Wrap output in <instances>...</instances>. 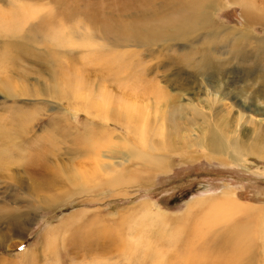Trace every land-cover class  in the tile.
I'll use <instances>...</instances> for the list:
<instances>
[{"label":"rangeland","instance_id":"374dc122","mask_svg":"<svg viewBox=\"0 0 264 264\" xmlns=\"http://www.w3.org/2000/svg\"><path fill=\"white\" fill-rule=\"evenodd\" d=\"M166 1L40 0L12 18L19 1L0 0V112L23 107L25 138L31 146L41 138L56 165L52 189L38 187L36 197L72 193L50 207L22 195L36 209L20 205L30 224L23 236L7 229L0 264H233L236 251L215 237L236 222L248 223L255 244L238 264H264L256 221L264 208V0L250 9L263 17L255 22L242 4L219 0L205 28L177 38L167 34L165 19L176 13ZM106 18L114 28L123 21L164 36L116 41ZM99 88L108 92V119L79 99L101 103ZM130 97L146 122L143 142L135 121L113 118ZM155 157L160 166L150 163ZM95 170L94 183L76 176ZM22 191L10 182L5 195ZM223 191L245 211L194 235L207 211L197 200Z\"/></svg>","mask_w":264,"mask_h":264},{"label":"bare ground","instance_id":"6f19581e","mask_svg":"<svg viewBox=\"0 0 264 264\" xmlns=\"http://www.w3.org/2000/svg\"><path fill=\"white\" fill-rule=\"evenodd\" d=\"M18 1H19L18 7L15 8V10L12 13L7 12V14H9V16L12 18H16L19 16L20 18L21 17L23 18L26 15L25 11L28 10L26 5L29 6L30 3L36 4L40 0H18ZM232 1L242 4L243 6L242 14L243 16H245L244 18H246L248 22L249 21L255 22L263 19L261 15L256 14V10L253 11L250 10V9H256L257 0H232ZM166 2L172 5V8L173 10H175L176 14L172 18H166L165 19L166 23L165 22L163 23H165L168 26V33H167L168 36L170 34L169 32L173 31L175 35H170L169 37L177 38V37H183L186 34L187 35L191 34L197 29L205 28L208 25V23L211 22V14H212L211 11L217 7L219 0H210V4L207 6L200 5L199 0H191L189 3H186L184 0H167ZM139 10H140L139 7L135 8V12ZM4 20H8V19H4ZM51 21H53V16H51L46 20H43V23L46 24ZM112 22H113L112 20H108V18H106V20L104 21L106 25L105 31L108 35L118 38V39H114L116 41L127 42V41L140 40L139 42L141 41L144 42L149 40H156L164 36V34L161 31H159L156 27L142 28L137 24L125 23L123 21H119L118 27L114 28L111 25ZM153 24L159 25L161 24V22L154 21ZM64 34L65 31H60L58 37H63ZM165 37L167 36L165 35ZM105 63L106 66H110L109 64L110 61L109 63L108 62ZM67 85L71 86V84H67ZM67 89L72 90L71 92L76 91L75 89L72 88V86L69 88L67 87ZM99 90L101 91L99 92L100 94L97 93V95L96 94L95 95L97 97L102 98L100 99L101 103H96L94 97L88 98L86 95L79 97V99L85 103L84 106L86 108L88 109L96 108L94 109V111L97 113L96 115L97 117L100 118L103 117L104 119H108L112 112L110 106L108 105V102H105L108 101L106 98L108 92L106 90L103 91V88H99ZM12 93L13 91L10 87L9 93H7V95H10ZM128 101L129 103L125 102L126 104L124 109L116 110L114 112L113 118L117 122L121 120H126V122H128V126L131 125L132 121H135L136 124L134 125V127L137 126L139 128L138 130V136L140 137L139 141L143 142L148 134V130L146 128V122H144V118H143V113L140 112L141 110L139 109V107L135 105L136 102L134 101L133 98L130 97ZM90 114L92 115V113ZM27 118H28L27 112L23 107H15V108L7 107L5 110L2 109V111L0 112V185H3V187L1 188H4L2 191L3 196L0 198V226H1L0 245L6 244V246H9L8 241L10 235L8 234L9 231L7 229L8 228L10 229L12 225L13 227L15 225V229L16 232L18 233V236L21 235L23 236L24 231L27 229V227L30 224L29 219L31 214L29 211L21 212L20 214L17 213V210L20 209V205L21 206L25 205L30 210H33L35 208L29 205L30 202L32 201H28L27 199L26 201H24L22 199V195L24 196H26L27 194L31 195L34 197L31 198H33L34 199L33 201H35L36 203H39L40 205L43 204L45 207L46 206L50 207L53 206L61 198L65 199L72 194L70 190L66 192L64 196L54 194L52 196L48 195L47 197H41L39 195L36 197V195L34 194L35 193L34 191L38 187H41L39 190L40 193L43 192L42 191L43 189H45L44 191L45 193L46 191H50V189H52L53 184L55 182L54 180L56 179V176H53V173L55 172L53 168L56 165L53 164L52 162L48 163L46 161L50 153H48L49 149L46 146L42 147L41 138L39 140V138L37 137L38 139L37 142L35 140L36 145L34 146H31L32 143L30 144L28 139L25 138L29 129V125L26 122ZM213 144L214 143L212 142L211 146ZM161 162H162V158L157 159L156 157L150 161V163L153 164L155 163V165L157 166H160ZM101 166L108 167L110 165L106 163L103 164L101 163ZM14 170L16 172H14ZM27 173L29 174L25 175ZM97 173H98L97 170H95L83 174L77 173L76 176L79 175L77 177H80L85 183L87 182L94 183V181H96L94 177ZM47 175H49L50 179H52L50 183H48L49 181H44V179L49 178L47 177ZM26 177L30 178V181L27 182L29 186L27 185V187L25 188ZM119 178L118 176L114 175L113 180H118ZM10 182H16L17 188L18 189L21 188V190L23 189V191L20 193V196L14 197L13 195L11 197L10 195L6 197L5 191L7 187H9ZM23 183H24V187L22 186L23 187L22 188L21 184ZM28 191H31V193ZM197 203H200L202 206L203 205L207 206V211L205 213L206 215L202 218L200 224H197L194 227L193 233L194 235L196 234L197 236L207 233L205 232V230H210L212 227H216L217 225L223 223H225L224 225H226L228 222H230L228 220L231 217L245 211L244 204L231 198L229 192L226 191H223L222 195H220L219 197L215 196V198H211V199L209 198L199 199L197 200ZM257 212L259 213L258 217H256L257 230L259 232L258 237L261 238L262 240L261 243L264 249V208H257ZM147 214L149 215L151 214V217L154 218V221L157 220L163 223L162 221L163 217L160 216V213L147 212ZM12 220L14 221V223L12 222ZM3 223H6L5 224L6 226H3ZM222 238H223V245L227 246L228 250L229 247H232L233 250L236 251V255L231 260L233 264H238L241 258L244 257L243 254L245 252L247 253L249 248L254 244L253 243L254 238H252L251 236L250 226L248 225V223L246 224H241L239 222H236L234 224L231 223V225H228L227 229L224 230V232L218 233V235L215 237V240H220ZM255 240H257V238H255Z\"/></svg>","mask_w":264,"mask_h":264}]
</instances>
